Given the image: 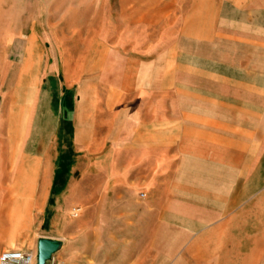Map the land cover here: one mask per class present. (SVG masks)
I'll return each mask as SVG.
<instances>
[{
	"label": "rangeland",
	"instance_id": "1",
	"mask_svg": "<svg viewBox=\"0 0 264 264\" xmlns=\"http://www.w3.org/2000/svg\"><path fill=\"white\" fill-rule=\"evenodd\" d=\"M122 2L0 0V198L20 195V169H51L48 206L87 230L53 254L63 264H217L215 228L264 193V91L207 72L240 50L223 26L215 43L160 57L165 43ZM137 130L167 133L145 149ZM228 194L239 201L219 208ZM239 231L242 248L264 244Z\"/></svg>",
	"mask_w": 264,
	"mask_h": 264
},
{
	"label": "crops",
	"instance_id": "2",
	"mask_svg": "<svg viewBox=\"0 0 264 264\" xmlns=\"http://www.w3.org/2000/svg\"><path fill=\"white\" fill-rule=\"evenodd\" d=\"M121 4L124 5L125 11H130L129 15L134 17L139 25L154 31L157 43H165V51L160 52V57L172 56L166 54L172 52L167 50L166 44L169 43L178 45L180 53L177 54L176 48L174 55L176 58L186 57L182 53L185 49L179 47L180 44H189L187 51L193 52L195 44L215 43L216 35L221 34L220 28L223 26L224 41L240 44V50H232L226 56L225 66L212 67L207 72L220 78L221 75H225L227 83L240 85L241 89L264 91V67L258 62L264 59V0H123ZM201 57L207 56H197L194 53L188 56L191 59ZM260 105L264 106V102ZM132 133V138L143 139L141 143H144L145 149H152L154 140L165 139L166 136L163 135L167 131H160L159 134L149 130H137ZM183 138L190 140L191 136L186 133ZM160 144L164 143L160 142ZM263 145L264 142L258 148H264ZM257 153L264 151L259 150ZM85 166L88 172H98L87 176H91L94 180L100 179V186H104V169L92 168L89 164ZM229 166L233 167L232 163H229ZM146 170L150 172L153 170L152 163ZM25 174L24 169H20V195L0 198V214H4L6 218L4 226L0 228L4 230L0 235V253L5 250L32 252L33 248L37 247V240L42 237L59 240L61 248H67L71 243L69 240L71 236L81 235L87 230H83L84 227H75L72 220L69 222L65 213L59 215L56 208L48 206V192L53 175L49 167L43 170L39 165L34 175L26 177ZM243 194L244 191L242 196ZM228 195L219 201V208L232 210L233 205L239 201L233 194ZM89 201L87 199L85 202ZM251 218H255L256 225H251L252 222L249 224ZM229 220L227 222L229 230L215 228V233L219 235V242L216 243V250L219 252L217 264H223L222 259L227 257L228 254L225 253L227 250L233 251L232 264H264L263 243H252L250 246L247 245V248H242L241 236L232 237L233 230H240L237 232L240 234H243L242 230H259L258 233L264 234V193L258 195L256 200ZM59 222L61 225L64 223L67 230L65 228V230H56ZM113 231L114 234L118 232ZM228 240L232 243L227 244Z\"/></svg>",
	"mask_w": 264,
	"mask_h": 264
},
{
	"label": "water",
	"instance_id": "3",
	"mask_svg": "<svg viewBox=\"0 0 264 264\" xmlns=\"http://www.w3.org/2000/svg\"><path fill=\"white\" fill-rule=\"evenodd\" d=\"M61 248L59 240L50 238H39L36 247L35 264H45Z\"/></svg>",
	"mask_w": 264,
	"mask_h": 264
},
{
	"label": "built area",
	"instance_id": "4",
	"mask_svg": "<svg viewBox=\"0 0 264 264\" xmlns=\"http://www.w3.org/2000/svg\"><path fill=\"white\" fill-rule=\"evenodd\" d=\"M34 260V255L32 252H22L18 250H5L0 253V263L1 264H17L24 263L30 264ZM54 264H63V262L59 260H54L51 257L50 260Z\"/></svg>",
	"mask_w": 264,
	"mask_h": 264
}]
</instances>
